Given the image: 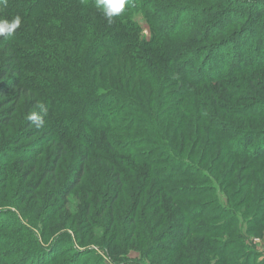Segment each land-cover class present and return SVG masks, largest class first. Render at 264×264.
Instances as JSON below:
<instances>
[{"label":"trees","instance_id":"1","mask_svg":"<svg viewBox=\"0 0 264 264\" xmlns=\"http://www.w3.org/2000/svg\"><path fill=\"white\" fill-rule=\"evenodd\" d=\"M139 14L151 27L148 40L139 36L141 28L134 18ZM17 16L20 26L0 42L8 49L0 72L1 171L7 172L12 164L24 167L39 156L43 143L56 144L53 164L43 167L40 179L41 183L52 179L59 186L61 179L55 176L65 144L75 150L81 147V162L73 169L74 175L50 197L57 195L59 205L46 206L45 212L53 215L64 210L69 194L80 191L89 158L105 160L112 153L121 154V162L131 172L142 178L151 172L167 186L160 188L168 198L163 201L170 215L167 229L156 235L161 224L154 225L153 215L148 218L146 210L145 219L138 221L134 212L127 220L149 233L142 237L148 255L169 252L168 259L162 260L165 264H210L205 251L198 257L192 254L198 246L193 237H214L219 231L207 223L192 225L209 219L210 207L189 201L202 197L209 185H190L186 174L194 168L183 161L186 145L198 134L177 126L194 120L201 138L211 134L201 124L208 123L215 131L232 135L226 139L212 134L231 155L248 157L254 163L264 161V127L245 131L241 125L224 124L229 128L222 129L215 118L228 107L239 117L264 116V103L253 99L233 107L241 101L233 87L245 85L228 82L249 68H264V0H125L121 12L112 17L97 6V0H0V18ZM35 94L41 100L39 108L37 101L29 107L43 123L32 126L36 123L28 120L24 133L12 136L17 105ZM206 106L217 112L206 113ZM39 132L44 137L35 139ZM114 161L107 162L112 170ZM111 173L118 199L124 191L122 170ZM35 190L31 187L28 195L33 196ZM83 208L89 217L90 204ZM121 211L112 207L108 212V218L115 220L110 228L115 234L114 223L121 226L116 221ZM211 216L216 221L220 213ZM9 220L10 227L17 226ZM4 221L2 228L7 226ZM133 228L141 233L142 229ZM46 231L41 229L40 242L36 238L22 241L26 248L18 247L23 245L19 238L10 236L7 241L0 235V248H4L0 249V264H82L81 247L73 236H68L67 243L61 234L45 245L50 241ZM219 248L217 264L233 260L226 248ZM109 249L108 245L106 256H110Z\"/></svg>","mask_w":264,"mask_h":264},{"label":"rangeland","instance_id":"2","mask_svg":"<svg viewBox=\"0 0 264 264\" xmlns=\"http://www.w3.org/2000/svg\"><path fill=\"white\" fill-rule=\"evenodd\" d=\"M134 18L141 28L140 38L150 39L151 27L148 21L141 14ZM2 39L5 38L0 37V42H3ZM7 54L8 49L0 46V72L7 59ZM234 78L236 80L232 79L228 82H232L233 86L241 82L245 88L243 86V88L233 87V93L237 95L238 99H241L233 107L247 105L251 102L250 99H253V102L264 103V68H249L246 73L234 75ZM198 88L199 86H195L196 90ZM33 101L39 103L36 106L38 109L41 100L37 94L33 99L26 97L17 105V111L13 114L15 128L10 130L12 136L15 133V137L21 135V132L24 131L23 125H26L29 120L28 117L35 113L34 109L31 110L29 107ZM206 109V113L217 112L216 108L211 106H206ZM230 112L232 111L229 107L225 108L223 112L220 110L217 112L218 116L215 118L219 121L217 124L221 122L222 129L229 128L224 124L241 125L240 127L245 131L264 127V120L261 122L264 116L261 119L243 118L235 115L234 111ZM193 121H181L182 124H178L177 127H185L189 133L193 132L199 135L201 131L197 133V125ZM242 123L247 125L244 126ZM252 123L255 124L251 126ZM201 124L204 128L207 127L211 134L209 132L203 134L201 138L198 135L194 137V141L186 145L183 161L194 168V171L186 174L190 185H209L205 188L206 191L202 197L189 201L207 203L210 207V214L209 219L196 220L192 222V225L207 223L210 227L216 228L219 234L214 237L210 234L205 237L194 236L193 239L195 243H198V246L192 254L198 257L202 251H205L209 263L217 264V259L220 257L219 247H224L227 253L233 256V260L228 264H264V161L254 163L245 156L234 157L229 153L226 145L220 141L216 142V138H212V134L223 135L222 137H226V139H231L232 135L215 131L208 126V123L202 122ZM32 126H37V124ZM2 127L3 125L0 124V129ZM37 129L40 131V127ZM177 131L181 132V130ZM43 137L40 132L38 136H34L35 139ZM65 145L66 152H64L62 160L58 162L59 174H57L58 177L55 176V179H61L59 186L74 175L73 169L80 165L81 151L83 150L81 147L75 150L70 144ZM57 146L56 144L45 145L43 143L39 156L26 163L24 167L12 164L5 170L7 171L5 173L0 169V212H3L0 224L3 219L7 223L6 228L0 227V235L6 236L7 241L11 236L15 239L19 238L21 243L30 239L35 240L34 238L40 242V231L44 228L47 229L46 235L50 238V241L45 245H50L52 239L54 240L61 234L62 238L65 235L64 239L66 238L67 243L70 241L68 236L70 238L73 236L77 243L76 246L81 247L80 260L82 264H153L152 261H155L156 264L164 263L162 260L168 259L169 252H155L149 256L146 248L148 244L142 240V237L149 236V233L141 225L133 224L138 229H142L141 233L137 232L138 230H135L130 222L128 224L127 220L134 212L138 215V221L141 218L145 219L146 210L148 218L153 215L152 223L154 225L161 224L156 229V235L167 229L170 215L166 214L167 206L163 201L168 198L165 192L160 190L167 186L160 184L157 178L151 175V172H149V176L145 175L143 176L144 180H141L143 179L142 175L131 172L124 166L119 156L121 154L112 153L109 157L106 155L105 160L91 157L85 166L84 183L80 191L78 190L77 194H73L74 192L69 194V202L67 201L64 210L51 215L50 212H45L48 210L46 206L55 205L57 207L59 205L60 201L57 195L50 198L53 193H56L54 189H59V186H56L52 179L41 183L40 177L44 170L43 167L53 164V151H56ZM113 159L116 163L115 170L110 169V165L107 163ZM119 169L122 170L121 180L124 191L116 199L114 177L110 178L109 174H113L112 171H120ZM140 181L143 183L139 184ZM33 186L36 187L33 196L28 195ZM125 193L128 195V197L125 196L126 198L124 197ZM86 203L90 204V211L87 212L89 217L84 215L83 207ZM111 206L117 209L122 208L121 216L117 215L116 220L121 226L114 223L116 234L112 229L110 230L113 221L115 222L114 218H108ZM22 212L25 213L26 218ZM101 212H103L102 216H100ZM214 213H220L219 220H211L210 217ZM9 219L12 222L16 221L17 226L10 227ZM138 235H140V239H138ZM22 244L18 247H27L24 243ZM108 245L111 246L110 256H106L105 248L108 249ZM177 257L178 254L175 255V258Z\"/></svg>","mask_w":264,"mask_h":264},{"label":"clouds","instance_id":"3","mask_svg":"<svg viewBox=\"0 0 264 264\" xmlns=\"http://www.w3.org/2000/svg\"><path fill=\"white\" fill-rule=\"evenodd\" d=\"M124 3L125 0H97V6H102L105 15L108 17L119 14L123 9ZM20 23L21 20L19 16L12 20L0 18V37L13 36L15 30L20 26ZM28 119L35 122L37 126H40L43 123L41 117L36 113H32Z\"/></svg>","mask_w":264,"mask_h":264}]
</instances>
